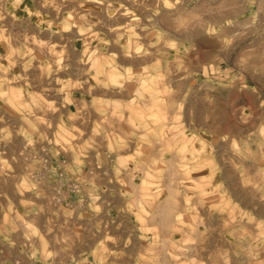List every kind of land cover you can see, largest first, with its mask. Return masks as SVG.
<instances>
[{"label": "rangeland", "instance_id": "1", "mask_svg": "<svg viewBox=\"0 0 264 264\" xmlns=\"http://www.w3.org/2000/svg\"><path fill=\"white\" fill-rule=\"evenodd\" d=\"M65 239L261 264L264 0H0V264Z\"/></svg>", "mask_w": 264, "mask_h": 264}, {"label": "crops", "instance_id": "2", "mask_svg": "<svg viewBox=\"0 0 264 264\" xmlns=\"http://www.w3.org/2000/svg\"><path fill=\"white\" fill-rule=\"evenodd\" d=\"M58 242V243H57ZM53 243V248L49 249L47 253L43 251H29L21 257L22 264H78L87 263L84 260L85 254H87L88 263H96L97 255L95 256L98 243H90L89 249H83V245L78 243L75 239L59 240ZM87 246V247H88ZM101 246V245H100ZM86 248V246H85ZM260 257V263L264 264V254ZM108 256V255H107ZM107 256L105 260L107 261ZM98 257H105V254H100ZM103 264V263H102Z\"/></svg>", "mask_w": 264, "mask_h": 264}]
</instances>
